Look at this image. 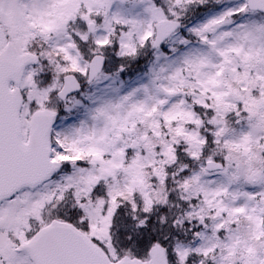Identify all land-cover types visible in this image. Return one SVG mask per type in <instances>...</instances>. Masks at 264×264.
I'll return each mask as SVG.
<instances>
[{
    "label": "snow or ice",
    "instance_id": "obj_1",
    "mask_svg": "<svg viewBox=\"0 0 264 264\" xmlns=\"http://www.w3.org/2000/svg\"><path fill=\"white\" fill-rule=\"evenodd\" d=\"M0 264H264V0H0Z\"/></svg>",
    "mask_w": 264,
    "mask_h": 264
}]
</instances>
